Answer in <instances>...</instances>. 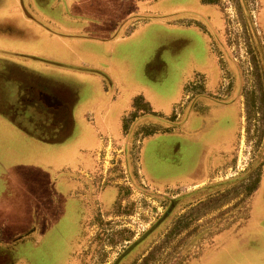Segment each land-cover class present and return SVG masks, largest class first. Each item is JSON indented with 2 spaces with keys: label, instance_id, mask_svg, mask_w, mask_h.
<instances>
[{
  "label": "crops",
  "instance_id": "0c3cea01",
  "mask_svg": "<svg viewBox=\"0 0 264 264\" xmlns=\"http://www.w3.org/2000/svg\"><path fill=\"white\" fill-rule=\"evenodd\" d=\"M199 1L220 10L216 3ZM169 12V6L148 0H0V134L9 139V154L17 144L24 155L14 169L10 157L6 167L5 154H0V190L9 188L7 195L0 196L13 199L9 202L19 209L22 202L16 195L21 190L26 194L25 207L17 211L20 219L11 230V217L0 210V264H18L14 258L28 257L18 244L27 245L34 254L46 232L55 233L59 219L68 211L60 207L62 196L86 206L84 194L97 191L95 184H101L96 171L98 158L104 155L103 142L132 146L135 143L129 135L139 144V132H144L141 144L145 137L149 143L161 133L181 136L185 141L175 148L186 145L182 153L187 150L192 157L195 145V159H201L197 169L196 164L192 171L168 180H196L186 187L206 183L217 166L228 161L235 143L233 126L223 117L229 105L208 100L207 111L195 110L181 127L161 125L168 118L157 110L161 107H156L153 96L166 89L169 66L162 55L141 62L146 54L141 48L150 45L154 30L149 24ZM195 12L197 21L212 19L211 14ZM119 130L126 136L114 140ZM153 156L148 152L147 160ZM138 160L148 185L167 184L156 174L145 173L142 157ZM75 171L77 178L64 176ZM257 193L263 210L264 173ZM81 211H76L78 218ZM262 224L264 218L257 217L248 239L245 236L240 243L251 242ZM240 243L223 240L215 253L208 252L198 264H214L216 254H223L226 262L235 257L227 251Z\"/></svg>",
  "mask_w": 264,
  "mask_h": 264
},
{
  "label": "rangeland",
  "instance_id": "374dc122",
  "mask_svg": "<svg viewBox=\"0 0 264 264\" xmlns=\"http://www.w3.org/2000/svg\"><path fill=\"white\" fill-rule=\"evenodd\" d=\"M148 1L170 7L168 15L156 16L161 19L155 18L156 21L149 24L148 28L152 27L154 33L148 37L150 45L141 48L146 52L144 58L140 55L141 62L157 60L162 55L169 66L165 72L166 89L153 96L156 107H161L157 110L168 118L161 125L181 127L190 110L202 109L208 100L230 104L223 117L233 126L231 137L236 144L235 159L223 162L203 185L186 188L196 180H168L192 171L196 164L195 168H198L201 159L200 156L195 159L197 147L194 145L191 157L187 150L182 153L186 145L175 148L185 141L181 136L177 137L179 135L161 133L149 143V138L145 137L143 144L139 136V156L145 173L148 170L167 183L152 186L170 190L160 192L148 187L141 180L136 160L132 162L138 171L135 182L126 174L121 181L122 174L118 171L121 167L108 165L105 181L99 186L95 184L97 191L91 189L89 194H84L86 206L82 202L77 206V202L62 196L60 207L68 211L63 219H59L55 233L45 237L34 254L29 253L27 245L18 244V249L28 255L25 259L14 258L20 261L18 264H117L132 249H135L133 253L120 264H185L199 253L213 234L227 230L236 232L245 226L248 218L253 217L252 223L257 217L264 218V209L261 210L260 205L255 208L254 203V191L264 172V0H204L216 3L219 11L199 0ZM196 9L204 15L211 14L212 19H198V24L193 14ZM192 21L194 25H191ZM133 62H136L134 58ZM136 75L139 77L138 73ZM139 75L144 78L141 73ZM187 83H197V87L202 83L201 89L204 90L202 97L191 96L193 99L184 113L181 105L189 99L186 95L193 91L189 86L185 91ZM175 111L180 115L176 122ZM214 129L218 130L219 126ZM100 133L109 137L106 129H101ZM100 133H97L99 137ZM115 136L113 139L117 140L126 135L119 130ZM8 140L5 134H0V154H5L1 155L6 167L10 157L11 167L18 169L19 157L24 158L23 151H19L15 144L9 154ZM131 140L136 144L132 133L129 135ZM164 149L166 152L162 151ZM151 151L154 156L147 160ZM122 164V169H129L130 173L124 160ZM64 176L77 178L75 172ZM117 181L122 184H115ZM7 189H1L0 195L4 192L7 195ZM6 195L0 196V200L3 199L0 210L11 217V230L13 223L20 219L16 213L25 207L26 194L21 190L16 195V199L22 202L19 209L18 204H11L9 201L13 199ZM77 209L85 210L84 231L74 242L81 232ZM249 233L250 230L245 232L246 239ZM198 234L202 237L198 238ZM243 243L226 250L228 255L235 257H229L225 264H264V224L257 229L251 242ZM225 260L226 257L221 259L222 262Z\"/></svg>",
  "mask_w": 264,
  "mask_h": 264
},
{
  "label": "flooded vegetation",
  "instance_id": "af4514ba",
  "mask_svg": "<svg viewBox=\"0 0 264 264\" xmlns=\"http://www.w3.org/2000/svg\"><path fill=\"white\" fill-rule=\"evenodd\" d=\"M222 12V11H221ZM222 14H223V12H222ZM200 84H202V83H198V87H197V83H195V84H188L187 83V85L185 86V91L187 90L186 89V87H188L189 86V88H193V89H191V90H193L192 91V93H195V95L194 94H192L191 93V95H186V98H189L186 102H184L182 105H181V107H183V109H184V113L186 112V109L188 108V106H189V101H192V99L193 98H198V97H202L203 95H202V93H203V90L204 89H201V85ZM199 91V92H198ZM196 92H198V93H196ZM191 96H193V98H191ZM212 102H216V101H213V100H211ZM217 103H219V102H217ZM222 104V103H221ZM227 105H230V104H227ZM202 109H199L198 108V111H197V109H195V108H193L192 110H190V112H189V114H191V113H193V112H198V113H201V114H203V112H206L207 111V109H206V107L203 105L202 107H201ZM196 110V111H195ZM188 114V115H189ZM174 115H176L175 117H176V119H175V121H177L178 119H179V117H180V115H177V113H176V111H175V114ZM141 133H144V132H141ZM146 133V132H145ZM145 135V134H144ZM139 136H140V134H139ZM140 137H142V136H140ZM140 140V139H139ZM112 142H103V149H102V152L101 153H103L104 155H103V157H101V155H100V158H98V168H97V170L100 172V175H101V177H98L99 179H100V183L101 182H103V181H105V177H106V169H107V167H108V165H110V166H112L113 168L114 167H121V169L120 170H118V171H120V172H122V173H120L119 172V174L121 175L122 174V176H121V181H123V175L124 174H126L127 176H130V177H133L134 178V180H133V178H132V180L135 182V181H137V174H138V171L134 168V166H135V164L134 163H132V162H134L135 160L139 163V166H140V161L138 160L139 158H140V156H139V153H140V150L138 149V145L139 144H134V145H132V146H130L129 144L127 145H125V146H123V143H116V144H111ZM136 146V147H135ZM133 151H134V153H133ZM135 151H136V153H135ZM235 151H236V144H234V151H233V153H232V155L231 156H229V159H228V161L230 160V161H233L234 159H235ZM135 155V156H134ZM136 159H135V158ZM122 158H123V160H124V162H126V164L130 167V173H128L129 172V169H127V171L126 170H123L122 169V167H123V164H122V162H123V160H122ZM108 161H110V162H113L112 163V165L108 162ZM130 162H131V164H130ZM226 162V161H225ZM222 165V164H221ZM220 166V164L217 166V169H218V167ZM217 169L215 170V172L217 171ZM122 170V171H121ZM124 171H125V173H124ZM140 172H141V166H140ZM75 173L76 174H78L77 173V171H75ZM80 173V172H79ZM92 173H94V171H92ZM264 173V172H263ZM263 173L260 175V180H259V183H258V185H257V188H256V190L254 191V203L256 204L255 205V208H256V206L258 205V204H262V202H260L259 203V201H258V196L256 195V193H257V191L259 190V188H260V185H261V183H262V175H263ZM129 174V175H128ZM141 176V180L148 186V187H150L151 189H154V190H156V191H162V192H165L166 190H170V189H165V190H163V189H158V188H155L154 186H152V185H148L146 182H145V180H144V178H143V176H142V173L140 174ZM214 176V175H213ZM115 184H120L121 182L120 181H117V182H114ZM122 184V183H121ZM201 185H203V184H201ZM200 185V186H201ZM196 187V186H195ZM195 187H193V188H195ZM187 188V187H186ZM181 189V188H180ZM258 194V193H257ZM84 212H85V210H83V211H81V215H80V217L77 219L78 221H77V223H78V225L79 226H81V232H79V234L74 238V242L80 237V235L83 233L82 231H84V229H83V226H84ZM169 218V217H168ZM252 219H253V217L250 219V218H248L246 221H245V226L244 227H242V228H239V230H237L236 232L234 231H230V230H227V231H220V232H218V233H215V234H213L210 238H209V241H207L206 243H204L203 244V246H202V248H200V251H199V253L192 259V260H190V261H188V263H185V264H198V260L202 257V256H204L205 254H207L208 252H214V251H216L217 250V248L221 245V243L223 242V240H226V239H232V240H234V241H237V242H241V240H244V238H245V232L246 231H248L249 230V227H250V224L252 223ZM102 222V221H101ZM46 227H44V231H46V229H45ZM154 230H152V231H149L148 233H147V237L148 236H150L151 234H152V232H153ZM50 233L47 231L46 232V235L45 236H48ZM200 237H202V235H200V234H198V238H200ZM140 245V244H139ZM138 246V245H137ZM135 249H132L130 252H129V254H127L124 258H122V260L123 259H125L127 256H129L130 254H132L133 253V251H134ZM215 253V252H214ZM223 255V254H222ZM222 255H220V257H219V255L218 254H216V259H214V264H219L220 263V261H221V256ZM223 257V256H222ZM71 259H72V256H71ZM121 260V261H122ZM120 261V262H121ZM120 262L119 263H117V264H120ZM225 262V261H224Z\"/></svg>",
  "mask_w": 264,
  "mask_h": 264
},
{
  "label": "trees",
  "instance_id": "16d2710c",
  "mask_svg": "<svg viewBox=\"0 0 264 264\" xmlns=\"http://www.w3.org/2000/svg\"><path fill=\"white\" fill-rule=\"evenodd\" d=\"M211 3H213V2H211Z\"/></svg>",
  "mask_w": 264,
  "mask_h": 264
}]
</instances>
